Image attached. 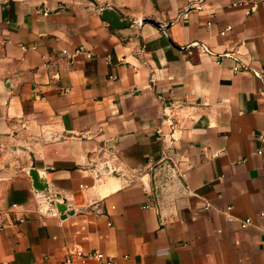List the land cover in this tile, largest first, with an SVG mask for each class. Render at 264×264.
<instances>
[{
	"label": "crops",
	"instance_id": "1",
	"mask_svg": "<svg viewBox=\"0 0 264 264\" xmlns=\"http://www.w3.org/2000/svg\"><path fill=\"white\" fill-rule=\"evenodd\" d=\"M107 260L264 264V0H0V264Z\"/></svg>",
	"mask_w": 264,
	"mask_h": 264
},
{
	"label": "water",
	"instance_id": "2",
	"mask_svg": "<svg viewBox=\"0 0 264 264\" xmlns=\"http://www.w3.org/2000/svg\"><path fill=\"white\" fill-rule=\"evenodd\" d=\"M102 16L105 20L110 22L115 29L126 28L134 25L135 23L141 24L144 22H132L128 21L127 19H122L121 15L111 7L104 8L102 10ZM146 21L158 25V23L153 19H147ZM102 171L104 173L115 172V170L112 169L111 165L107 162L105 163ZM29 174L33 180L34 194L38 196V198L44 199V206L48 205L49 203L51 205H56L57 210L63 216L66 214H73L74 211L68 208L66 199L60 194H53V192L50 190L47 177L44 173L35 167H32L29 170ZM155 182L157 187V195L160 201L159 203L161 208L164 210L166 202L171 201L173 188L175 187L176 183H178V178H176L175 171L169 161L163 162L156 168ZM179 193L180 191H177L174 195Z\"/></svg>",
	"mask_w": 264,
	"mask_h": 264
},
{
	"label": "built area",
	"instance_id": "3",
	"mask_svg": "<svg viewBox=\"0 0 264 264\" xmlns=\"http://www.w3.org/2000/svg\"><path fill=\"white\" fill-rule=\"evenodd\" d=\"M231 30V27H227L223 32L222 34H225L227 31ZM24 49L26 50L27 47H24ZM66 54H70L67 50L64 51ZM75 53H85L87 56H91V53L89 51H87L85 49V47H80L78 48ZM237 70H239V68H237ZM257 75H259L258 72H256ZM69 91L68 89L66 90V92ZM160 133L162 132V130L159 131ZM252 223V219L250 218H247L245 220L242 221V226L245 228L247 226H249L250 224ZM74 252L76 253L77 256H80V257H84V258H91V257H94V258H97V259H101L103 260L104 259V255L103 253L101 252H90V253H84L83 251H81V249H79L78 247H74ZM107 264H115L112 260H107L106 261ZM65 264H69V263H65Z\"/></svg>",
	"mask_w": 264,
	"mask_h": 264
}]
</instances>
